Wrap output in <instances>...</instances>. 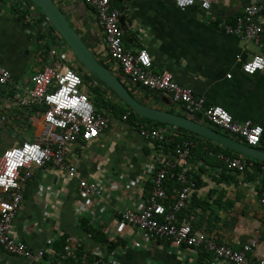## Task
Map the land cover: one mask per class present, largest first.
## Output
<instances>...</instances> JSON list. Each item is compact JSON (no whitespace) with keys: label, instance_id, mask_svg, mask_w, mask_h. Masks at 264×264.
Returning <instances> with one entry per match:
<instances>
[{"label":"crops","instance_id":"crops-1","mask_svg":"<svg viewBox=\"0 0 264 264\" xmlns=\"http://www.w3.org/2000/svg\"><path fill=\"white\" fill-rule=\"evenodd\" d=\"M54 1L100 63L119 76L120 70L108 59L94 9L82 0ZM18 3L19 0H0V67L6 68L14 79L8 86L0 87V113L10 120L0 131V157L6 148L26 139L16 141L15 136H24L26 130L30 131L28 139L33 140L43 128L40 112H33L36 105L24 107L15 101L17 94H28L31 77L48 63V55L43 57L42 52L35 50L36 45L46 44V40H37L39 12L30 5L29 16L25 13L28 8L18 7ZM247 4H264V0L219 1L210 13L198 5L180 10L173 0H112V7L121 12L125 47L134 52L147 49L153 60L152 72L170 71L177 82L204 96L207 105L224 107L239 123L264 128V77L248 76L242 71L244 62L264 55V37L256 43L228 35L224 30ZM69 58L80 68L72 53ZM125 84L143 105L208 125L202 117L180 112L162 93ZM124 125L128 124L113 118L110 129L98 140L89 144L79 141L68 147L67 160L75 164L77 179H69L59 167L34 170L12 234L34 251H45L44 260L35 264H71L66 259L75 260L79 248L92 255L101 252V264H213L212 256L201 262L200 253L191 248L164 241L146 242L135 229L128 228L118 237L127 246L112 252L107 244L94 241L86 232L91 227L89 219L97 212L93 200L81 192L80 179L93 180L105 191L107 203L102 219L103 227L109 228L115 225L119 212L138 211L148 200L152 181L147 169L154 158L162 155L175 159L174 150L141 137L142 128L135 131ZM146 127L154 128L152 124ZM167 128L158 130L174 136L180 132L175 127ZM233 156L247 164L245 173L229 170L210 155L207 160L193 155L188 161L179 162L177 171L187 169L196 185L181 218L191 221L195 230L213 235L220 244L236 251L258 236L259 246L249 256L252 262L264 253V163L238 153ZM63 235L69 237L67 257L55 250ZM26 263V259L0 248V264Z\"/></svg>","mask_w":264,"mask_h":264},{"label":"built area","instance_id":"built-area-1","mask_svg":"<svg viewBox=\"0 0 264 264\" xmlns=\"http://www.w3.org/2000/svg\"><path fill=\"white\" fill-rule=\"evenodd\" d=\"M82 1L94 9L108 59L122 72L125 82L153 93H162L180 112L202 117L212 127L235 136L250 147L264 148L262 126L239 123L224 107L207 105L204 96L177 82L170 71L152 72L153 60L147 49L140 48L136 52L128 50L120 24L121 12L112 7V0ZM173 1L180 10L198 5L210 13L214 3L229 0ZM35 28L36 33L39 28L47 31L43 22ZM224 30L228 35L259 43L264 37V4H247L236 21L225 25ZM63 50L65 53L62 55ZM70 55L65 46L51 44L47 65L30 79L31 90L27 95L15 96V101L21 106L45 108L40 113L43 128L35 139H23L6 148L0 157V248L10 255L26 259V264H35L45 258V251H34L12 234L26 185L33 178L34 170L59 167L69 179H77L75 164L67 160L68 147L79 141L89 144L98 140L112 124L110 115L97 110L91 88L105 89L107 93L110 91L94 78L86 82L78 67L72 64ZM236 58L240 59V56ZM242 71L248 76L259 74L264 77V55H255L244 62ZM13 80V75L0 67V87L8 86ZM128 117L129 113L123 116V121H127ZM9 121L7 115L0 113V131ZM139 134L159 145L171 142L168 132L152 127L142 128ZM197 146V140H183L175 145L174 160L167 156H156L147 169L152 181L148 200L138 211L119 212L113 227H103L102 215L107 200L102 186L93 180L80 179L81 192L93 200L97 212L89 219L91 227L103 231L109 241L122 236L128 228L135 229L143 234L146 242L164 241L176 247L210 254L214 259L213 264H264V253L252 262L249 260L259 246L258 236L236 251L220 244L213 235L195 230L191 221L180 219V214L189 206L196 185L189 178L187 169L177 171V168L179 162L190 159ZM210 156L223 162L229 170L240 174L247 170L246 163L240 158H231L223 153H211ZM170 180H176L180 185L173 194H168L166 188ZM261 204L264 206V198ZM94 256L98 260L96 264H101V252H96Z\"/></svg>","mask_w":264,"mask_h":264},{"label":"water","instance_id":"water-1","mask_svg":"<svg viewBox=\"0 0 264 264\" xmlns=\"http://www.w3.org/2000/svg\"><path fill=\"white\" fill-rule=\"evenodd\" d=\"M29 1L44 15L53 29L57 32L58 36L63 39L75 60L85 73L105 85L109 91L114 93L138 116L153 122L185 130L214 142L224 149L264 163V151L250 147L243 142L220 132V130H217L212 126L201 124L188 117L148 107L140 103L129 93V90L125 84L118 79L117 75L113 74L110 69L100 63L54 0Z\"/></svg>","mask_w":264,"mask_h":264},{"label":"trees","instance_id":"trees-1","mask_svg":"<svg viewBox=\"0 0 264 264\" xmlns=\"http://www.w3.org/2000/svg\"><path fill=\"white\" fill-rule=\"evenodd\" d=\"M28 2L30 3L31 6H33V4L28 0ZM37 11L39 12V20L36 21V25L38 26L39 24H41L42 22L45 23V25L47 26V31L43 32V30L41 28H39V31L36 33L37 34V40L38 41H42V40H47L48 38L51 39L52 42L55 43H60L61 40V44L66 45L65 42L63 41L62 38H60L57 34V32L53 29V27L50 25V23L47 21V19L44 17V15L37 9ZM54 36L59 39V41H55ZM45 49H46V53L48 54L50 46L47 44H45ZM104 65V64H103ZM107 67V66H105ZM108 68V67H107ZM109 69V68H108ZM79 72L82 73V75L84 76V80L86 82L90 81L91 77L90 75L86 74L85 71L82 68H78ZM123 74L120 71L119 72V76L118 79L121 80L124 84L126 83L124 81V79L122 78ZM126 86V84H125ZM128 89V88H127ZM144 89V88H143ZM129 90V89H128ZM146 90V89H145ZM91 91H93L92 96H94V103L95 106L97 108V110L99 112H105L107 115H110L112 120L114 119H118V117H121V121H123V116L126 115L127 113H129V117L127 119V121H123L126 122L128 124H130L132 126V128L135 129H141V128H145L148 124H152L154 126V128H167L169 127V125L166 124H162V123H158V122H153L151 120H147L144 118H141L140 116H138L131 108H129L122 100H120L114 93H112L110 91V93L105 90V89H101L98 87L95 88H91ZM148 91V90H146ZM150 92V91H149ZM129 93L131 95L132 92L129 90ZM153 93V92H151ZM106 95L109 100H111L113 102V104H107L105 108V110H103L104 108H101L100 106L96 105V100L98 98V96L100 95ZM160 94V93H159ZM118 101H121L122 104H119L120 107L118 106ZM33 112H44L45 108L41 107V106H33ZM172 113V112H171ZM188 115V114H187ZM190 116V115H189ZM209 125V124H208ZM210 126V125H209ZM153 128V127H152ZM171 128H174L171 126ZM178 129V128H177ZM177 134H169L168 137L171 139V142L168 144H163L165 145L166 148H168L170 151L174 150L175 145L178 143H181L183 140H197L198 141V146L192 151L191 153V157L193 155H198L201 158L207 160V158H209V155L211 153L213 154H219V153H223L225 155H227L228 157L231 158H237L235 156H233L235 153H232V151L224 149L222 147H220L219 145L214 144L213 142L204 139L198 135L192 134L190 132H187L185 130L182 129H178ZM170 133V132H169ZM157 145H159L158 143H156ZM233 154V155H232ZM247 166V164H246ZM258 169H260V167H258ZM199 179V178H198ZM167 188H168V194H171V192H173L174 189H177L178 187H180V185L177 183L176 180H170L167 182L166 184ZM180 219L181 218V214H180ZM85 223V222H83ZM87 224V222L85 223ZM86 232H88L91 236V238L98 242V243H102V244H107L108 246V251L112 252L114 250L117 249H123L127 246V243L123 240H120V238L114 240V241H109L105 235V233L103 231H100L98 229H94L93 227H87L86 228ZM69 237L67 235H63L55 244V250L57 252V254L59 255H63L67 257V250L66 248L69 246L68 243ZM201 257V262L204 261V259H210L211 255L210 254H206V253H200ZM66 263L71 262V264H96L97 263V257H95L94 255H92V253L86 252L84 248H79L76 251L75 254V260L71 258L66 259ZM78 261V262H77Z\"/></svg>","mask_w":264,"mask_h":264},{"label":"rangeland","instance_id":"rangeland-1","mask_svg":"<svg viewBox=\"0 0 264 264\" xmlns=\"http://www.w3.org/2000/svg\"><path fill=\"white\" fill-rule=\"evenodd\" d=\"M25 6L26 8H28V9H26V11H25V13H27L29 16L31 15V13L29 12V10H30V3L28 2V0H19V3L17 4V6L18 7H20V6ZM100 40H102V36H101V39ZM41 41V40H40ZM42 41H44V40H42ZM48 43V45L49 46H51V44L52 45H55V46H65L66 48H67V50L68 51H70L69 50V48L66 46V45H63V44H61V40H60V43L58 42V43H55V42H52L51 41V39L50 38H48L47 40H46V44ZM43 47H39L38 45H36L35 47V50L37 51V52H42V56L43 57H46L48 54L46 53V49H45V45H42ZM65 53V51L63 50V52H61V54L63 55ZM129 88V87H128ZM93 94V91H91V95ZM133 94V96L134 97H136V94H134V93H132ZM137 99V98H136ZM107 104H113V102L111 101V100H109V98L104 94V95H100V96H98V98H97V100H96V105H98V106H100L101 108H104V107H106L107 106ZM119 104H122L121 103V101H118V106L120 107V105ZM103 110H105V108L103 109ZM118 120H120L121 121V117L119 116L118 117ZM128 124V123H127ZM124 126H130L131 128H132V126L130 125V124H128V125H124ZM171 126H169L167 129H169ZM133 130H137V129H135V128H132ZM24 132V136H22V135H19V136H15V139H16V141L17 140H21L23 137H25L26 139H28V133H30V131H23ZM29 140V139H28Z\"/></svg>","mask_w":264,"mask_h":264},{"label":"flooded vegetation","instance_id":"flooded-vegetation-1","mask_svg":"<svg viewBox=\"0 0 264 264\" xmlns=\"http://www.w3.org/2000/svg\"><path fill=\"white\" fill-rule=\"evenodd\" d=\"M80 68H81V66H80Z\"/></svg>","mask_w":264,"mask_h":264}]
</instances>
